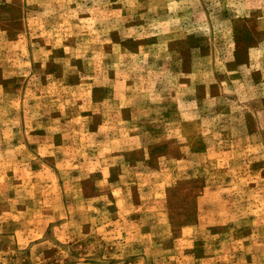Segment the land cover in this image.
Returning <instances> with one entry per match:
<instances>
[{"label":"rangeland","instance_id":"obj_1","mask_svg":"<svg viewBox=\"0 0 264 264\" xmlns=\"http://www.w3.org/2000/svg\"><path fill=\"white\" fill-rule=\"evenodd\" d=\"M0 264H264V0H0Z\"/></svg>","mask_w":264,"mask_h":264}]
</instances>
